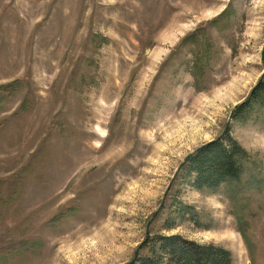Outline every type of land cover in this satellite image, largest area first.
Instances as JSON below:
<instances>
[{"label":"rangeland","instance_id":"rangeland-1","mask_svg":"<svg viewBox=\"0 0 264 264\" xmlns=\"http://www.w3.org/2000/svg\"><path fill=\"white\" fill-rule=\"evenodd\" d=\"M263 74L264 0H0V264H123L174 199L264 264V111L231 118ZM225 129L242 183L175 177Z\"/></svg>","mask_w":264,"mask_h":264},{"label":"trees","instance_id":"trees-1","mask_svg":"<svg viewBox=\"0 0 264 264\" xmlns=\"http://www.w3.org/2000/svg\"><path fill=\"white\" fill-rule=\"evenodd\" d=\"M260 111H264V74L249 95L233 108L231 118L241 122L253 116L258 119ZM247 160V151L225 129L190 153L179 165L175 177L182 173L198 191L216 192L224 185L242 183ZM171 187L172 181L168 188ZM174 203L175 209L169 212L161 230L156 233L147 230L131 258L123 264H233L231 250L223 245L199 242L173 232L178 220L186 219L194 228L207 226L193 205L177 199Z\"/></svg>","mask_w":264,"mask_h":264}]
</instances>
